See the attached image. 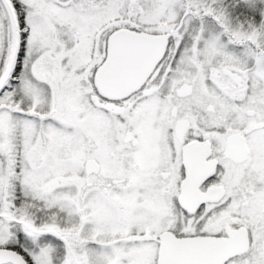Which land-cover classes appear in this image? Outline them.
<instances>
[{"label":"snow or ice","instance_id":"snow-or-ice-1","mask_svg":"<svg viewBox=\"0 0 264 264\" xmlns=\"http://www.w3.org/2000/svg\"><path fill=\"white\" fill-rule=\"evenodd\" d=\"M0 264H264V0H0Z\"/></svg>","mask_w":264,"mask_h":264}]
</instances>
